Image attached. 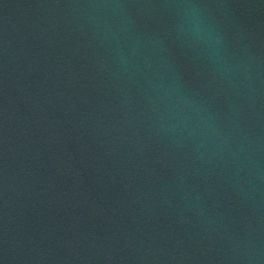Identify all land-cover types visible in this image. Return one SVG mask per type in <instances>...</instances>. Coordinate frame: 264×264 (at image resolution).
Instances as JSON below:
<instances>
[{"label": "water", "instance_id": "95a60500", "mask_svg": "<svg viewBox=\"0 0 264 264\" xmlns=\"http://www.w3.org/2000/svg\"><path fill=\"white\" fill-rule=\"evenodd\" d=\"M0 264H264V0H0Z\"/></svg>", "mask_w": 264, "mask_h": 264}]
</instances>
